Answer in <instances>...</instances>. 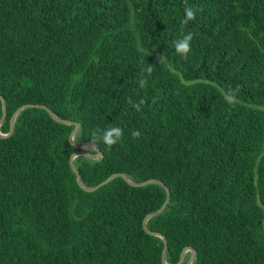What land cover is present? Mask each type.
<instances>
[{
	"label": "trees",
	"instance_id": "16d2710c",
	"mask_svg": "<svg viewBox=\"0 0 264 264\" xmlns=\"http://www.w3.org/2000/svg\"><path fill=\"white\" fill-rule=\"evenodd\" d=\"M187 3L184 25L185 0H0L1 131L25 104L73 121L28 107L0 136V264H164L143 222L166 187L148 227L166 236L168 263L191 246L193 264H264V0ZM188 31L185 57L173 42ZM75 122L81 142L124 130L100 158L75 157L86 186L114 173L164 185L117 176L82 189Z\"/></svg>",
	"mask_w": 264,
	"mask_h": 264
},
{
	"label": "water",
	"instance_id": "95a60500",
	"mask_svg": "<svg viewBox=\"0 0 264 264\" xmlns=\"http://www.w3.org/2000/svg\"><path fill=\"white\" fill-rule=\"evenodd\" d=\"M1 100H2V106H3V116L0 120V127L2 125L3 122H5L6 120V117H7V107H6V102H5V99L3 96H0ZM28 107H42L44 108L56 121L58 122H61V123H65V124H72L73 121L69 120V119H65V118H61L59 117L58 115H56V113H54V111L52 109H50L49 107L45 106V105H40V104H25V105H22L20 106L18 109H16L14 111V113L12 114L11 118H10V129L8 131V133H4L1 131L0 129V136L1 137H9L12 135V133L14 132V127H15V122H16V118L18 116V114L24 110L25 108H28ZM75 124V128L74 130L72 131L71 133V136H70V140L71 142L73 143V145L75 147H78L79 149L77 151H75L72 155H71V159H70V163H71V166L73 168V170L75 171L76 173V179H77V182L78 184L80 185V187L82 189H84L85 191H95L97 190L98 188H100L101 186L107 184L108 182H110L112 179H114L115 177L117 176H121L124 180L127 181V183L133 185V186H144V185H147V184H150V183H160L162 185H164V183L158 179H148V180H145V181H141V182H134L132 181L126 174L124 173H114L112 175H110L106 180L102 181L101 183H99L98 185L96 186H86L83 181H82V177L80 175V171L78 169V167L76 166L75 162H74V159L75 157L81 155V154H86V155H89L91 157H94V158H100L102 156V152L100 151V149L98 148V150L96 149V153L95 154H92V153H89V152H86L83 147L86 146V145H89L91 147H94L93 144L91 142H81V141H76L74 139L76 133L78 132L79 128H80V124L79 123H74ZM95 149V148H94ZM167 189V197H166V200L165 202L163 203V205L149 213L145 219H144V222H143V226L145 228V230L152 234V235H157V236H160L164 239V249H163V263L164 264H170L167 262V259H166V254H167V251H168V241H167V238L164 234L162 233H159V232H156V231H153L151 229H149L148 227V220L151 218V217H154L156 215H159L160 213H162L164 211V209L166 208V206L168 205L169 201H170V197H171V192H170V189L168 187H166ZM188 251H191V255L189 256V258L186 260V253ZM195 257H196V250L195 248L189 246V247H186L184 248L182 254H181V258L180 260L175 263V264H183L186 260V264H193L194 260H195Z\"/></svg>",
	"mask_w": 264,
	"mask_h": 264
},
{
	"label": "clouds",
	"instance_id": "9594fccd",
	"mask_svg": "<svg viewBox=\"0 0 264 264\" xmlns=\"http://www.w3.org/2000/svg\"><path fill=\"white\" fill-rule=\"evenodd\" d=\"M185 18L183 19L182 23L187 25L190 21L195 20L196 18V11L193 9L191 5L187 3L185 0V7H184ZM194 33L192 31H188L185 34H182L180 39H177L173 42L174 48L176 52L182 56L187 57V54L191 52V41L193 40ZM153 66L149 65L146 69L142 70L140 77L138 78V84L140 88H144L148 82V76L152 73ZM240 91V85H237L235 89L229 87L225 91V100L228 103H233L237 95ZM129 104L135 108L137 112L142 110V106L144 105L145 101L141 100L139 102L133 101L131 98L127 101ZM124 135V130L115 125H110L107 128H95L91 133V141L93 144V148H99V145L102 143L103 145L107 146L109 149L119 143ZM133 138H140L142 133L139 130H135L131 133Z\"/></svg>",
	"mask_w": 264,
	"mask_h": 264
}]
</instances>
